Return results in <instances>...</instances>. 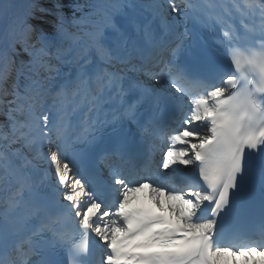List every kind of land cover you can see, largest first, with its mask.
Segmentation results:
<instances>
[{
  "label": "snow or ice",
  "instance_id": "1",
  "mask_svg": "<svg viewBox=\"0 0 264 264\" xmlns=\"http://www.w3.org/2000/svg\"><path fill=\"white\" fill-rule=\"evenodd\" d=\"M0 264H264V0H0Z\"/></svg>",
  "mask_w": 264,
  "mask_h": 264
}]
</instances>
